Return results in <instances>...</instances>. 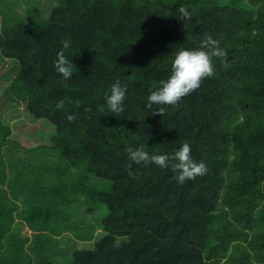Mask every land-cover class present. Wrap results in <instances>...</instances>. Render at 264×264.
<instances>
[{"label":"trees","instance_id":"trees-1","mask_svg":"<svg viewBox=\"0 0 264 264\" xmlns=\"http://www.w3.org/2000/svg\"><path fill=\"white\" fill-rule=\"evenodd\" d=\"M47 11L0 1V68L15 69L0 92V264H264V0H55ZM208 36L226 53L214 74L146 109L175 52ZM61 51L75 65L67 81ZM116 79L125 111L97 112ZM11 104L51 124L49 141L11 140ZM183 142L207 166L184 184L171 164L129 158Z\"/></svg>","mask_w":264,"mask_h":264},{"label":"clouds","instance_id":"clouds-1","mask_svg":"<svg viewBox=\"0 0 264 264\" xmlns=\"http://www.w3.org/2000/svg\"><path fill=\"white\" fill-rule=\"evenodd\" d=\"M225 54V50L220 47V41L211 36L202 41H196L192 48L178 49L171 62L170 75L167 79L161 80L159 86L151 91L145 108L152 110L154 106L178 104L182 98L198 89L203 79L214 74V58H223ZM54 67L66 81L70 80L74 74L75 65L63 51L58 53ZM126 94L127 85L122 84L120 79H116L105 93L104 103L97 107V112L103 113L107 110L114 116H119L125 111ZM161 111L162 109H158L155 113L160 114ZM191 152L190 144L183 142L172 152L171 156L168 154L149 155L142 149H130L129 158L138 165L151 163L160 168H167L171 164L175 180L179 184H184L207 172L206 164L203 161H194Z\"/></svg>","mask_w":264,"mask_h":264},{"label":"rangeland","instance_id":"rangeland-1","mask_svg":"<svg viewBox=\"0 0 264 264\" xmlns=\"http://www.w3.org/2000/svg\"><path fill=\"white\" fill-rule=\"evenodd\" d=\"M6 3L11 9L19 15H24L26 10H34L39 14L40 19H46L48 15L47 6L53 4L55 0H0ZM1 25V23H0ZM15 69L12 62H6L5 66L0 68V92L14 76ZM5 116L9 114L11 140L17 141L22 149H30L34 145L45 142V135L49 137L54 134V127L44 121H32L25 113L23 106L10 105L2 110ZM5 111V112H4ZM7 112V114H6ZM39 122V123H38ZM41 123V124H40ZM43 124V125H42Z\"/></svg>","mask_w":264,"mask_h":264}]
</instances>
